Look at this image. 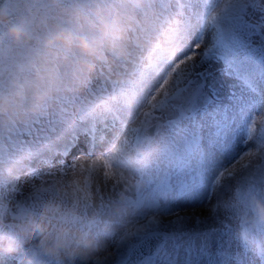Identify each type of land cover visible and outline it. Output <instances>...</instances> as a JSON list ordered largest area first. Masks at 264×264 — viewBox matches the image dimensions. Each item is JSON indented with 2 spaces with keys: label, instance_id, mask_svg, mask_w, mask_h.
<instances>
[{
  "label": "clouds",
  "instance_id": "9594fccd",
  "mask_svg": "<svg viewBox=\"0 0 264 264\" xmlns=\"http://www.w3.org/2000/svg\"><path fill=\"white\" fill-rule=\"evenodd\" d=\"M189 2L0 0V254L31 241L26 264H104L110 244L157 222L146 188L178 154L156 110L195 58L194 29L264 10V0H201L196 16ZM255 118L252 133L264 132V115ZM110 121L119 125L109 137ZM78 131L93 132L95 154L64 168L43 159ZM226 148L203 162L207 171H219ZM253 151L249 168L264 145ZM25 172L37 178L27 189ZM211 211L231 216L242 241L264 254V184L245 182Z\"/></svg>",
  "mask_w": 264,
  "mask_h": 264
},
{
  "label": "bare ground",
  "instance_id": "6f19581e",
  "mask_svg": "<svg viewBox=\"0 0 264 264\" xmlns=\"http://www.w3.org/2000/svg\"><path fill=\"white\" fill-rule=\"evenodd\" d=\"M211 33L213 35L216 33L215 23L209 24L201 22L197 24L194 29L192 43L193 45L198 44L200 47H193L189 50L190 54H195V58L189 67H192L195 62L198 64L207 63L210 59H214L217 62L215 55L211 53V51H208L209 47L215 49L218 45L213 39L209 38V36L213 37ZM204 36H207L208 39L203 40ZM204 45L208 47L207 51L205 50ZM204 51L210 52V54L208 56L200 57L199 54ZM219 64L220 63H218V65ZM245 66L246 64H244V67ZM219 70L220 69L217 66H211L206 71H203V74H209V76H212L214 72H218L220 75L223 72L231 77V80H228L229 82L226 85L227 87L223 86L222 90H215L213 92L214 96L223 93L224 89H226L227 93L229 90L228 87H230L232 88V91H230L232 93L231 96L234 99H239V93L245 89L243 87V83L245 87L248 86V80L244 77V75H246V71L242 70L241 65H237V68L232 66L230 68L222 69L221 71ZM237 81H241L243 83H238ZM190 83L191 82L180 86L178 91H185V94L192 91L193 86ZM211 85L209 86L210 88ZM215 87L216 85H212V88ZM240 87L242 88L240 89ZM263 100V91H258L254 100H249L247 97L245 100L246 102L240 101L231 106H227L224 101V104L221 105L223 107H219V105L209 103V100L204 97H201L199 102H193V105L197 107V111L188 117L187 122L192 124L194 128L198 130L197 136L199 137L191 143V145L195 148V151L191 154V152H189L186 147L182 145L180 150L182 154L180 157L182 158L180 161H175L173 159L165 160L164 165L167 168H172V170L167 171L164 167H162L164 171L163 178H171L174 179V182L178 181V183L175 190H166L163 196L169 197V199L173 197L174 200H178V205L179 200L183 202V200H186L185 198L190 195H196L195 197L201 196L203 200L200 201L194 197V199L190 202L195 203V205L194 207H192L193 205L191 206V210H189V212L181 211L182 209L179 205V210L182 214L176 215L178 212L173 213V215L168 216L169 219L167 218L168 220H166V216L164 214H166L165 212L169 210L168 204L165 200H158L157 196H152L154 200V210L151 209L150 212L158 218L157 222L154 224H158L160 227L165 229L169 228L172 233L170 243L164 245V249L159 254L163 258V261H156L157 259L159 260V257H157L156 260L152 262L153 264H165V262L171 259V256L176 255V250L179 249V246H183L187 250L192 248L196 243V237H198L202 242L204 231H210V233H213L220 239L221 247L216 252L217 258L214 261H211V264H264V254L258 255L252 246L242 241L239 233L237 232L238 228L234 224L235 221L231 218V216L223 214L222 217L219 218L215 214L209 213L208 211V209L212 208L213 201L215 199H222V193H227L229 191H232V193L234 192V188H227L224 186V181H226L227 178H230L229 183L235 185L237 184L239 186L245 182L254 181L256 178V170L252 169V167L249 168V165L244 167L247 171L236 173L232 172L231 174L223 177L220 176V173L224 171L225 168L231 167L233 164L237 163L246 152L250 150H257L261 147V145H264V132H257L255 134L249 133V126L253 121V118L258 115H264V107L263 103H261L264 102ZM169 114L170 112H168V114L160 113L156 115V118H161V123L167 124L169 122L167 118ZM111 122H114L112 125H115L119 121L105 122V125H103L104 130L109 137L113 134L114 130H117V127H114V130L110 129L111 125L109 123ZM86 132L88 135L83 136L80 139L72 141L66 136L56 142L51 149H48L43 153V159L50 160L53 164H62L63 162L70 160L72 162L71 164H73L76 159L83 156V149L81 148H83L84 145H82V143L79 145V141L94 142L93 134L91 132L88 133V131ZM219 137H224L225 139H219ZM58 143L61 144L58 145ZM223 145H227V148L223 154L222 166L219 171H207L203 166V162L217 154ZM63 147H66L65 150H62L60 153L55 152V148L61 149ZM217 149L218 152H216ZM75 150H78L79 152L74 153ZM64 154L69 157L65 158ZM261 160L262 159L257 158L254 162H260ZM71 164H69V166ZM41 166L44 167L43 164ZM160 170V167H158L157 172ZM210 177H213L214 180H211ZM36 179L37 178L33 177L30 173L25 172L20 178L19 184L21 187H25L28 186V184L30 185L32 180L35 181ZM185 179H188L189 183H186ZM217 183L221 185L222 190L220 189L218 192H212L214 184L216 185ZM180 191H183V194L176 197L175 195ZM206 192H208L207 198H205ZM215 221H217L218 227L213 230L212 224ZM227 222L234 226L229 232L224 230ZM127 241L128 240L119 245L110 244L108 248L110 255L107 257L104 264H117L123 256H126L123 248ZM174 242L179 245L176 246ZM17 244L22 245L19 248L21 250V248L26 246L29 248L31 241H25ZM187 255L190 254L188 253ZM9 256H15L16 261H14L16 264H26L27 262V259H25L26 257L22 258L18 256V254H13V252L11 253L8 250L7 252L0 254V264H15ZM194 256L197 257L196 259L201 257L198 251L194 254ZM89 264H91V262H89Z\"/></svg>",
  "mask_w": 264,
  "mask_h": 264
},
{
  "label": "rangeland",
  "instance_id": "374dc122",
  "mask_svg": "<svg viewBox=\"0 0 264 264\" xmlns=\"http://www.w3.org/2000/svg\"><path fill=\"white\" fill-rule=\"evenodd\" d=\"M188 8L193 15L200 16L203 14L205 6L202 5L201 0H190ZM215 28L216 33H214V35L211 33L213 37L209 36V38L213 39L219 44L215 49H213L212 47L208 48L206 45H204V48L206 51L208 48V51H211V53L215 55L217 62L214 59H210L209 61H207V63L198 64L195 62L192 67H188L182 76L184 78L181 77L180 80L177 82V87L174 91V94L168 98L163 107L158 108V110H156V115L160 113L168 114V112H170V114L167 116L169 120L167 124L161 123V118L159 117L156 119L159 121V130L167 136L169 142L173 144L176 148L178 156L176 158H173V160L175 161H180V159L182 158L180 157L182 155L180 152L182 145L186 147V149L191 152V154L195 151V148L191 145V143L197 137H199L197 136L198 130L195 129L192 124L187 122L188 117L190 115H193L197 111V107L193 105V102H199L200 98L204 97L205 99L209 100V103L219 105V107H223L221 105L224 104V101L226 102L225 104H227V106H231L234 103L240 101L244 102L247 97L249 98V100H254V97L258 93V91H263L264 94V81H262L264 80V10H262L260 7H247L243 11L236 12L219 19L215 23ZM207 36H204L203 40L208 39ZM206 51L200 53V57L207 56V54L209 53H205ZM218 63L220 64L218 65ZM244 64H246L245 67ZM237 65H241L242 70L246 71V75H244V77L246 78V80H248V86L246 87L244 86L243 82L237 81L238 83H243V87L245 88L243 89L244 91L242 90L239 93V99H234L231 96L232 93L230 91H232V88L230 87H228L229 90L227 93L226 89H224L223 93L214 96L213 92L215 90H222V87L228 84V80H231V77H229L228 74L226 75L223 72L221 73V75L218 72H214L212 76H209V74H203V71H206L211 66H217L220 69L219 71H221L222 69L230 68L232 66L237 68ZM189 82H191L190 84L193 86L192 91L188 92L187 94H185V91H178L180 86L186 85ZM211 84L216 85V87L212 88ZM210 85L211 88L209 87ZM241 88L242 87H240V89ZM261 103H263L264 107V102ZM55 111L56 106H53L52 112ZM113 123H109L111 125L110 129L114 130V127H117L118 129L119 122L115 125H112ZM88 133H90V131H88ZM87 135L88 134L86 131H78L76 134L68 136V139L74 141L75 139H80L81 137ZM220 138L225 139L224 137H219V139ZM81 143L85 147L81 148L83 149V156L95 154V142L91 143L89 141H79V145ZM60 144L61 143H58V145ZM65 148L66 147H63L58 150L55 149V152L60 153L62 150H65ZM78 152V150L74 151V153ZM216 152H218V149L216 150ZM64 155L66 157H69L66 154ZM260 159H262L260 162H254L252 166V169L256 170V178L254 181H251V183L257 185L264 184V158ZM71 163L65 162L62 165L56 164V166L68 167ZM162 167H164V169L167 171L172 170V168H167L164 164ZM160 169L161 170L157 172L155 179L146 188V191L151 195V199L153 200L152 196H157L158 200L163 199L166 201L169 208V210L165 212L166 214H164L166 216V220H168V216H172L173 213L178 212V214L176 215L182 214L180 213L179 205L181 206V211L189 212V210H191V206L193 205L192 207H194L195 205V203H192L190 201H192L196 195H190L189 197H186V200H183V202L179 200V205L177 203L178 200H174L173 197L169 199V197L163 196L166 190H175L178 181L174 182V179L171 178L164 179V171L161 167ZM210 179L214 180L213 177H210ZM185 181L186 183H189L188 179H185ZM33 182L34 181L32 180L30 185ZM229 182L230 178H227L226 181H224V186H226L227 188L234 189L239 186L237 184L235 185ZM30 185L28 184V186L22 188L27 189L28 187H30ZM220 189L222 190L220 184H214L212 192H218ZM207 193L208 192L205 193V198H207ZM182 194L183 191H180L175 196L178 197ZM232 194V191L222 193L223 197L221 200L229 198ZM195 198L200 201L203 200L201 196ZM221 200L215 199L213 201V205ZM152 202H154V200ZM151 209L154 210L153 204L147 209L149 216L153 215L150 212ZM208 211L209 213L215 214L219 218L222 217L223 214H225L220 211L213 213L211 209H208ZM234 224L238 228L237 232L239 233V225L236 222ZM217 227V221L213 222V230H215ZM233 227L234 226L232 224L227 222L224 230L228 232L232 230ZM154 233L165 234L167 239L164 245L170 243L172 233L169 228L165 229L163 227H160L158 224H150L147 229L127 241L123 248L126 253V257L130 250L138 242L144 239L147 235ZM203 235L204 236L202 238V242L198 237H196L195 245L192 248H189L188 250L183 246H179V249L176 250V255L171 256V259L165 262V264H211L210 262L214 261L217 258L216 252L221 247L220 239L213 233H210V231H204ZM174 243L176 246L179 245L176 242ZM164 245L159 248V250L154 256L146 258L142 262V264H153L152 262L156 260L157 257H159V260L157 259L156 261H163V258L159 254L164 249ZM197 251L200 253L201 256L199 259H196L197 257L194 256ZM188 253L190 255H187ZM29 255L30 253L26 255L25 259H28ZM125 260L126 258L123 256L117 264H125Z\"/></svg>",
  "mask_w": 264,
  "mask_h": 264
},
{
  "label": "water",
  "instance_id": "95a60500",
  "mask_svg": "<svg viewBox=\"0 0 264 264\" xmlns=\"http://www.w3.org/2000/svg\"><path fill=\"white\" fill-rule=\"evenodd\" d=\"M164 240L163 235L149 236L132 251L127 264H138L144 257L153 254Z\"/></svg>",
  "mask_w": 264,
  "mask_h": 264
},
{
  "label": "snow or ice",
  "instance_id": "6c2138e0",
  "mask_svg": "<svg viewBox=\"0 0 264 264\" xmlns=\"http://www.w3.org/2000/svg\"><path fill=\"white\" fill-rule=\"evenodd\" d=\"M199 45L197 44L196 45V48H198ZM192 57H187V59H191ZM165 84L167 83V81L164 82ZM155 105H153V111L155 110ZM146 115H149V113H146ZM255 117L253 118V121H252V124H250L249 126V133L251 134L254 130V127H255ZM255 156V152L253 150H250L248 152H246L242 157L241 159L237 162V163H240L241 166L243 167H247L250 163H251V160L252 158ZM105 167L110 169V164L108 163L107 160H105ZM235 165H233L232 169H227V170H224L220 173V176L223 177V176H226V175H229L233 172V169H234ZM106 175H111L112 173L110 171H107L105 173Z\"/></svg>",
  "mask_w": 264,
  "mask_h": 264
}]
</instances>
